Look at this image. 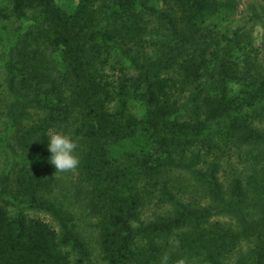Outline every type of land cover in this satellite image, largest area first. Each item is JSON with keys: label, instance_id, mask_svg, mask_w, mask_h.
<instances>
[{"label": "trees", "instance_id": "1", "mask_svg": "<svg viewBox=\"0 0 264 264\" xmlns=\"http://www.w3.org/2000/svg\"><path fill=\"white\" fill-rule=\"evenodd\" d=\"M236 5L0 6V19L21 23L5 61L14 146L1 139L8 166L0 174V264H94L76 216L50 197L54 131L77 140L73 188L96 219L105 264H264V66L241 46L245 25L221 31L215 21ZM160 31L163 41L151 39ZM150 43L159 45L153 57ZM113 53L136 73L110 65ZM134 100L145 104L143 117L129 111ZM136 138L144 143L135 151L114 155V145ZM176 171L190 181L176 184ZM154 205L166 211L142 219Z\"/></svg>", "mask_w": 264, "mask_h": 264}, {"label": "rangeland", "instance_id": "2", "mask_svg": "<svg viewBox=\"0 0 264 264\" xmlns=\"http://www.w3.org/2000/svg\"><path fill=\"white\" fill-rule=\"evenodd\" d=\"M78 0H57L59 5L67 10H73L76 6ZM263 0H236V6L229 10H223L222 14L215 21L219 23V28L221 31L232 30L238 26L245 27V40L242 42V48L252 57H258V62L261 66H264V11H260V4ZM9 5V0H0V6ZM258 15L256 16L255 14ZM20 21L15 19H0V174L8 166L7 150L2 143L1 139H8L11 146H14V133L10 128L9 116L7 114V108L12 102L13 97L7 88V70L5 67V61L8 58V49L12 45L14 39L13 36L18 32V27H20ZM6 32V34H4ZM164 31L159 32L158 37H151L153 40H158V42L163 41L160 38ZM150 38V37H149ZM8 39V40H6ZM158 44L154 45L150 43L147 46L146 53L148 56H155L158 49ZM136 53V51H134ZM109 63L120 65L123 64L132 73H136L133 67H130L128 60L122 57L119 53H113L110 56ZM107 71H111L109 66H107ZM145 104L142 100L131 101L129 111L138 117H143L145 114ZM138 143H144L143 138H136L125 140L120 144L114 145L113 153L115 156L124 157L126 153H131L135 151L138 147ZM123 158V159H124ZM57 179L55 186L50 195L51 198L62 204L63 207L68 208L75 216L78 223V230L84 234V236L89 239L93 248V260L94 264H105L100 258L98 253V248L96 244V230L94 228V223L96 221L95 217L88 213L85 208V203L80 199L79 195L74 192V181L77 176V169L68 172H55ZM173 180L176 182L188 183L190 181L184 172L176 171L173 174ZM0 203L1 200H0ZM156 211L165 212V208H159L157 206L146 207L142 212V219L149 220L154 216ZM31 217H43L45 220L49 221L53 225L57 226V222L47 213L41 211H28ZM238 258L234 255L231 262H234Z\"/></svg>", "mask_w": 264, "mask_h": 264}, {"label": "clouds", "instance_id": "3", "mask_svg": "<svg viewBox=\"0 0 264 264\" xmlns=\"http://www.w3.org/2000/svg\"><path fill=\"white\" fill-rule=\"evenodd\" d=\"M47 162L55 168V172H68L78 167L80 161L76 155L77 140L68 133L54 131L47 134ZM37 160L40 157L37 155Z\"/></svg>", "mask_w": 264, "mask_h": 264}]
</instances>
